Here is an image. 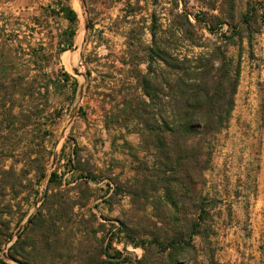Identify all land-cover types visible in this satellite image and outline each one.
Masks as SVG:
<instances>
[{
	"label": "rangeland",
	"instance_id": "rangeland-1",
	"mask_svg": "<svg viewBox=\"0 0 264 264\" xmlns=\"http://www.w3.org/2000/svg\"><path fill=\"white\" fill-rule=\"evenodd\" d=\"M184 1L190 13L206 12L196 0H180L181 6ZM235 1L236 19L230 23L240 38L226 42L229 56L237 61L241 55L242 73L230 126L217 136L206 172L211 235L186 239L197 253L183 247L175 264H264V0ZM174 2L160 4L166 19ZM125 3L70 0L67 4L78 21L69 39L63 35L69 23L57 15L58 0H0V113L14 116L9 118L14 125L0 133V159H6V169L16 162L17 171L28 164L36 167L38 161L45 175L37 183L32 172L13 192L16 213L13 237L0 252L4 264H22L9 257V248L18 240V251L29 253V264H64L56 258L78 259L101 246L109 247L111 255L120 252L127 264H158L163 257L127 243L152 241L143 235L150 231L161 236L154 226L158 211L151 206L157 195L151 191L153 199L134 202L127 194L142 163L153 165L140 127L104 124L105 113L115 110L114 91L128 87L127 81L112 75L123 67L116 57L128 45L135 52L141 48L135 39L138 30L127 39L132 27L122 19ZM212 15L218 12H209ZM89 23L93 30H88ZM232 31L224 26L220 34L231 37ZM65 53L69 60L77 56L70 69L63 61ZM64 73L71 76L67 83ZM117 99L122 102V96ZM52 173L57 178L52 179ZM41 209L61 226V245L51 256L35 227L29 226ZM22 212L27 216L20 222ZM121 223L135 232H124ZM70 243L73 254L65 250Z\"/></svg>",
	"mask_w": 264,
	"mask_h": 264
},
{
	"label": "trees",
	"instance_id": "trees-1",
	"mask_svg": "<svg viewBox=\"0 0 264 264\" xmlns=\"http://www.w3.org/2000/svg\"><path fill=\"white\" fill-rule=\"evenodd\" d=\"M69 1L58 0L57 15L69 23L63 35L72 39L78 16L67 4ZM161 3L162 0H126L121 10L122 19L132 27L127 39L138 30L135 39H139L141 48L135 52L132 45H128L116 57L123 67L112 75L127 81L128 87L114 91L115 110L105 113L104 124L106 127L125 126L126 130L132 124L139 126L142 142L153 158L152 166L142 163L137 172L140 176L133 179L127 194L134 202L153 199L149 195L151 191L157 195L151 206L158 211L154 215L157 220L154 226L161 236L150 231L143 235L152 236V241L138 243L131 239L127 243L141 246L146 253L157 251L163 256L158 264H175L183 247L197 253L191 240L197 237L206 240L211 235V209H208V195L204 193L206 172L212 166L217 136L230 126L242 63L241 55L236 61L227 51L226 40L240 38L239 33L232 31L230 23L236 19L235 0H196V5L206 10L203 16V11L190 13L187 2L181 6L180 0H175L169 19L159 10ZM209 12H218V15L210 17ZM224 26L232 31L231 37L220 34ZM93 29V24L89 23L88 30ZM103 33L99 31L101 37ZM146 36L150 38L147 41ZM68 46L71 47L72 42ZM140 65L144 69H140ZM2 67L0 63V74ZM87 75L91 76L90 70ZM70 80L71 76L64 73L63 81ZM120 96L122 102H117ZM13 117V114L0 113V133L9 124L14 125L9 120ZM5 160L0 159V252L13 237L11 224L16 213L13 192L21 185L22 178L27 179L32 172L36 173L37 183L45 176L43 163L34 161L36 167L28 164L17 171L16 162L6 169ZM55 178L56 173H52V179ZM26 201L29 202V197ZM26 216V212H22L20 222ZM121 224L126 229L124 232L131 234L136 230ZM29 226L35 227L39 241L47 247L50 256L54 248L61 245V226L53 217L43 214V209L30 219ZM19 243L18 240L9 248V257L29 264L25 261L29 260V253L23 252L24 249L18 251ZM66 245L65 250L73 254V244ZM121 256L118 251L111 255L109 247L101 246L97 253L78 259L60 256L56 259L63 260L64 264H127ZM0 264L4 263L0 260Z\"/></svg>",
	"mask_w": 264,
	"mask_h": 264
},
{
	"label": "bare ground",
	"instance_id": "bare-ground-1",
	"mask_svg": "<svg viewBox=\"0 0 264 264\" xmlns=\"http://www.w3.org/2000/svg\"><path fill=\"white\" fill-rule=\"evenodd\" d=\"M82 39H83V32L81 31L80 34H79V36H78V38H77V40H78V42H81ZM69 57H70L69 56V53H65L63 55V61H64L65 65H66V67L70 69L71 64H73V65L76 64V62H77V56H74L72 58V60H69Z\"/></svg>",
	"mask_w": 264,
	"mask_h": 264
},
{
	"label": "water",
	"instance_id": "water-1",
	"mask_svg": "<svg viewBox=\"0 0 264 264\" xmlns=\"http://www.w3.org/2000/svg\"><path fill=\"white\" fill-rule=\"evenodd\" d=\"M88 28V27H87Z\"/></svg>",
	"mask_w": 264,
	"mask_h": 264
}]
</instances>
